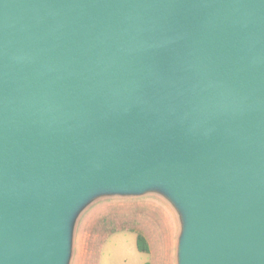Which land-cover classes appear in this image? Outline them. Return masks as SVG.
Masks as SVG:
<instances>
[{
    "label": "water",
    "instance_id": "1",
    "mask_svg": "<svg viewBox=\"0 0 264 264\" xmlns=\"http://www.w3.org/2000/svg\"><path fill=\"white\" fill-rule=\"evenodd\" d=\"M161 176L186 264H264V0H0V264H59L63 207Z\"/></svg>",
    "mask_w": 264,
    "mask_h": 264
},
{
    "label": "rangeland",
    "instance_id": "2",
    "mask_svg": "<svg viewBox=\"0 0 264 264\" xmlns=\"http://www.w3.org/2000/svg\"><path fill=\"white\" fill-rule=\"evenodd\" d=\"M168 189L177 193L165 176L131 185L94 181L60 211L59 264H186L185 246L196 209L186 200L190 208L176 214L164 202ZM89 195L95 209L85 220L78 208H84ZM139 235L147 242L145 251L138 247Z\"/></svg>",
    "mask_w": 264,
    "mask_h": 264
},
{
    "label": "bare ground",
    "instance_id": "3",
    "mask_svg": "<svg viewBox=\"0 0 264 264\" xmlns=\"http://www.w3.org/2000/svg\"><path fill=\"white\" fill-rule=\"evenodd\" d=\"M163 198H164V202L169 207H171L173 211L178 215L185 214V211L188 208H190V205L184 199H182L177 193H175L172 189L164 190ZM90 200H91V197L89 195L87 196V198L85 199L82 205L84 206V208H78V211L81 217L85 216V220H86V217L95 209V208H92L94 205H91V203H89ZM131 201H136V199L131 200ZM117 202H122V201H115L114 203H117ZM188 233H189V230H188Z\"/></svg>",
    "mask_w": 264,
    "mask_h": 264
},
{
    "label": "trees",
    "instance_id": "4",
    "mask_svg": "<svg viewBox=\"0 0 264 264\" xmlns=\"http://www.w3.org/2000/svg\"><path fill=\"white\" fill-rule=\"evenodd\" d=\"M137 243H138V247L141 250H144L145 251V250L148 249L147 242H146L145 238L142 235H139L138 236Z\"/></svg>",
    "mask_w": 264,
    "mask_h": 264
}]
</instances>
